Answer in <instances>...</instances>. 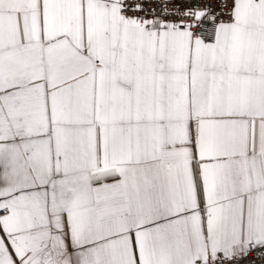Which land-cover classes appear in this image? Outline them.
Listing matches in <instances>:
<instances>
[{"label":"snow or ice","instance_id":"obj_1","mask_svg":"<svg viewBox=\"0 0 264 264\" xmlns=\"http://www.w3.org/2000/svg\"><path fill=\"white\" fill-rule=\"evenodd\" d=\"M0 264H264V0H0Z\"/></svg>","mask_w":264,"mask_h":264}]
</instances>
